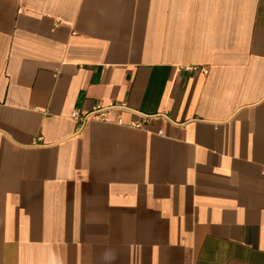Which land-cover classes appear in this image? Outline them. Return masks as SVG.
<instances>
[{
  "label": "crops",
  "instance_id": "0c3cea01",
  "mask_svg": "<svg viewBox=\"0 0 264 264\" xmlns=\"http://www.w3.org/2000/svg\"><path fill=\"white\" fill-rule=\"evenodd\" d=\"M0 264H264V0H0Z\"/></svg>",
  "mask_w": 264,
  "mask_h": 264
},
{
  "label": "built area",
  "instance_id": "2783aa9c",
  "mask_svg": "<svg viewBox=\"0 0 264 264\" xmlns=\"http://www.w3.org/2000/svg\"><path fill=\"white\" fill-rule=\"evenodd\" d=\"M187 70H200L202 73H207V69L205 67H197V66H187L185 67ZM128 110L129 108L125 103H108L107 105H97L90 109L89 111H78L74 110L71 113V118L77 123L78 129H80L84 123L87 121H101V122H110V116L114 110ZM121 122V120H118ZM133 126L139 127V124L132 123Z\"/></svg>",
  "mask_w": 264,
  "mask_h": 264
},
{
  "label": "clouds",
  "instance_id": "9594fccd",
  "mask_svg": "<svg viewBox=\"0 0 264 264\" xmlns=\"http://www.w3.org/2000/svg\"><path fill=\"white\" fill-rule=\"evenodd\" d=\"M113 258H114V256H113Z\"/></svg>",
  "mask_w": 264,
  "mask_h": 264
}]
</instances>
